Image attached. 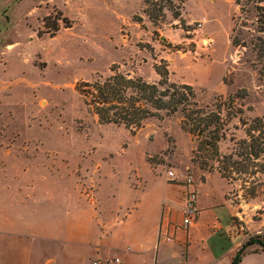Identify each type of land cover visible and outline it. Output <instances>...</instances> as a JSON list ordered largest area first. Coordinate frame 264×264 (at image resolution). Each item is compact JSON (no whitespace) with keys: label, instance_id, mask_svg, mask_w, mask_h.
I'll use <instances>...</instances> for the list:
<instances>
[{"label":"rangeland","instance_id":"374dc122","mask_svg":"<svg viewBox=\"0 0 264 264\" xmlns=\"http://www.w3.org/2000/svg\"><path fill=\"white\" fill-rule=\"evenodd\" d=\"M77 5H84L82 16ZM22 6L48 13L35 23L46 43L42 50L35 46L29 62L20 63L11 62L0 46L1 198L14 188L19 198H38L47 192L36 188L70 184L73 172L78 182L91 186L81 190L90 199L97 168L103 184L112 180L109 188L137 168L173 170L194 179L198 170L218 171L211 152L196 154L201 133L183 129L179 113L158 112L135 133L101 123L76 86L107 78L113 68L152 84L160 79L155 66H167L168 82L192 86L199 106H220L221 157L233 154L246 139L245 128L264 117V78L250 65L252 54L230 43L233 27L242 21L236 0H28ZM252 20L245 21L247 26ZM0 35L12 41L18 31L0 27ZM261 158L264 163V153ZM202 160L212 168H201ZM251 172L227 180L228 197L241 205L248 222L264 218V172ZM253 185L258 193L249 198ZM106 193L98 191L97 198Z\"/></svg>","mask_w":264,"mask_h":264},{"label":"crops","instance_id":"0c3cea01","mask_svg":"<svg viewBox=\"0 0 264 264\" xmlns=\"http://www.w3.org/2000/svg\"><path fill=\"white\" fill-rule=\"evenodd\" d=\"M27 1L0 0V27L18 31L12 41L0 35L13 63L29 62L35 46L46 43L35 23L48 13L24 9ZM83 7H76L79 16ZM96 170L90 199L81 190L91 186L73 172L70 187L41 186L36 191L47 193L38 198H19L15 188L0 196V264H114L113 258L121 264H232L247 236L264 244V218L245 220L241 205L228 197L231 184L217 170L195 173L198 213L187 229L181 226L184 188L166 172L137 168L109 188L112 180L103 184ZM101 190L105 198H97ZM237 264H264L262 245L245 247Z\"/></svg>","mask_w":264,"mask_h":264},{"label":"trees","instance_id":"16d2710c","mask_svg":"<svg viewBox=\"0 0 264 264\" xmlns=\"http://www.w3.org/2000/svg\"><path fill=\"white\" fill-rule=\"evenodd\" d=\"M244 1L241 4V0H236L241 14L237 19L244 22L235 24L230 43L233 47L245 49L252 54L253 62L250 65L264 78V0ZM249 17H253V20L247 26L245 21ZM248 27H251V32ZM154 70L160 78L157 83L130 78L113 68V74L107 78L81 81L77 84L76 91L101 123L123 126L131 133L140 129L145 119L156 116L158 112L181 114L182 128L191 134L200 132L203 138L197 146L196 154L200 151L211 152L216 158L220 175L226 180L234 173L252 171L251 175H255L264 172L261 160L264 153V117L255 119L245 128L246 139L238 143L239 147L233 154L218 156V142L224 137L221 133L224 126L221 107L215 105V110H209L199 106L192 86L168 82L167 66L162 69L155 66ZM239 121L247 127L242 120ZM199 164L203 169L212 168L204 160ZM257 193L255 185L247 189L249 198H255ZM255 243L262 245L264 251V244L258 237L251 236L238 251L232 264L238 263L245 247Z\"/></svg>","mask_w":264,"mask_h":264},{"label":"built area","instance_id":"2783aa9c","mask_svg":"<svg viewBox=\"0 0 264 264\" xmlns=\"http://www.w3.org/2000/svg\"><path fill=\"white\" fill-rule=\"evenodd\" d=\"M166 176L169 181L179 182L184 188L181 226L183 229H187L194 222L198 213V209H197L198 191L196 188L195 180L190 174H186L180 177L173 170L166 171ZM166 240L171 241V238L167 237ZM110 261L113 262L114 264H121L118 258H113Z\"/></svg>","mask_w":264,"mask_h":264}]
</instances>
